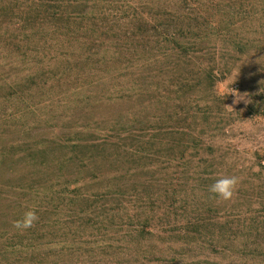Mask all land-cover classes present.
I'll list each match as a JSON object with an SVG mask.
<instances>
[{
	"label": "trees",
	"instance_id": "16d2710c",
	"mask_svg": "<svg viewBox=\"0 0 264 264\" xmlns=\"http://www.w3.org/2000/svg\"><path fill=\"white\" fill-rule=\"evenodd\" d=\"M251 50L264 0H0V264H264L203 140Z\"/></svg>",
	"mask_w": 264,
	"mask_h": 264
},
{
	"label": "rangeland",
	"instance_id": "374dc122",
	"mask_svg": "<svg viewBox=\"0 0 264 264\" xmlns=\"http://www.w3.org/2000/svg\"><path fill=\"white\" fill-rule=\"evenodd\" d=\"M252 52L248 51L244 63L236 64L217 83L215 93L219 97L214 100L209 117L217 130L213 131L214 136L207 133L203 137L205 142L213 143L220 174L239 177L235 195L221 201L234 211L258 208L260 200L264 204V113L254 112L255 105H264V98L257 94L260 86L264 95V53ZM241 95L248 102H234Z\"/></svg>",
	"mask_w": 264,
	"mask_h": 264
},
{
	"label": "clouds",
	"instance_id": "9594fccd",
	"mask_svg": "<svg viewBox=\"0 0 264 264\" xmlns=\"http://www.w3.org/2000/svg\"><path fill=\"white\" fill-rule=\"evenodd\" d=\"M240 101H245V97L242 95L237 96L234 102L239 103ZM239 183L240 180L237 176H221L209 187V192L222 200H230L235 195ZM36 220L37 215L35 211L29 210L24 214L22 220L15 222V227L18 229H26L31 227Z\"/></svg>",
	"mask_w": 264,
	"mask_h": 264
}]
</instances>
